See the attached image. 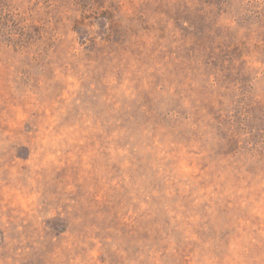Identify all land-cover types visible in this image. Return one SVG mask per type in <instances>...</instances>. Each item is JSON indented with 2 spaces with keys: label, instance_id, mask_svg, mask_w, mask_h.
<instances>
[{
  "label": "rangeland",
  "instance_id": "obj_1",
  "mask_svg": "<svg viewBox=\"0 0 264 264\" xmlns=\"http://www.w3.org/2000/svg\"><path fill=\"white\" fill-rule=\"evenodd\" d=\"M0 264H264V0H0Z\"/></svg>",
  "mask_w": 264,
  "mask_h": 264
}]
</instances>
